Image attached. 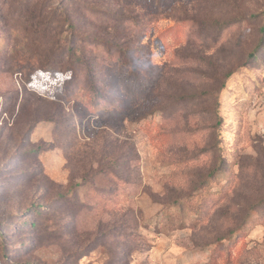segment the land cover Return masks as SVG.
I'll return each mask as SVG.
<instances>
[{
    "label": "rangeland",
    "instance_id": "374dc122",
    "mask_svg": "<svg viewBox=\"0 0 264 264\" xmlns=\"http://www.w3.org/2000/svg\"><path fill=\"white\" fill-rule=\"evenodd\" d=\"M68 17L93 113L31 61ZM263 26L264 0H0V264H264Z\"/></svg>",
    "mask_w": 264,
    "mask_h": 264
},
{
    "label": "trees",
    "instance_id": "16d2710c",
    "mask_svg": "<svg viewBox=\"0 0 264 264\" xmlns=\"http://www.w3.org/2000/svg\"><path fill=\"white\" fill-rule=\"evenodd\" d=\"M65 21L69 30L68 34L66 35H58V33H56L57 31L55 30L58 25L56 27L54 25L53 27H51V25L46 23H42L40 25L43 28V33L39 37L44 38V41L36 46V50L38 49V53L37 51H33V56L31 57L32 60H29L33 61V67H37L38 69L44 71H53L56 69H60V71L62 72H70V79L66 82L70 81L67 89L72 91V96L75 95V97L71 98L75 99L78 96L82 98L84 107L88 111L93 113L95 112L94 110L98 107L100 101L103 99V96L105 94V87L103 82L97 83L96 78L98 73L96 71V68L86 64L82 56V51H80L76 47V43H74L73 41V33H75L76 31V24L69 17L65 18ZM53 30L56 36H54L55 34L51 32ZM262 30H264V26L262 27ZM53 36L54 38L51 41ZM42 44L49 45L44 54L43 49H41ZM77 70L83 73L82 81H79L81 76L76 72ZM73 72L76 73H74L73 75ZM135 72H137V70L135 68L132 69V73L135 74ZM75 80L76 82H74ZM87 92L89 93L86 95V97H84ZM64 94L68 95L69 92L65 91ZM91 98L94 99V104H91ZM106 111L109 114L108 116H110V114L112 113V109Z\"/></svg>",
    "mask_w": 264,
    "mask_h": 264
}]
</instances>
